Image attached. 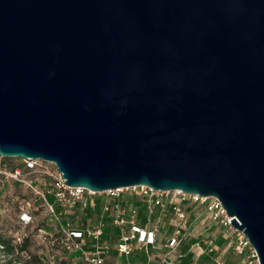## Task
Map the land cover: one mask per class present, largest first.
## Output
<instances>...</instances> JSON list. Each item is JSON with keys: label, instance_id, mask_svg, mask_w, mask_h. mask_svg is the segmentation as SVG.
Segmentation results:
<instances>
[{"label": "water", "instance_id": "obj_1", "mask_svg": "<svg viewBox=\"0 0 264 264\" xmlns=\"http://www.w3.org/2000/svg\"><path fill=\"white\" fill-rule=\"evenodd\" d=\"M0 156L216 198L264 264V0H0Z\"/></svg>", "mask_w": 264, "mask_h": 264}, {"label": "built area", "instance_id": "obj_2", "mask_svg": "<svg viewBox=\"0 0 264 264\" xmlns=\"http://www.w3.org/2000/svg\"><path fill=\"white\" fill-rule=\"evenodd\" d=\"M1 161L0 156V174L32 188L34 193L42 199V206H45L52 215L55 223L61 224V216L70 213L77 206L88 209L94 214L95 219L81 229L70 228L69 224H61L54 236H48L45 231H40L41 238L49 246L58 245L68 251L79 252V257L84 264H121L118 260L112 259V250L116 252L118 258H129L134 252L147 254L149 248L156 246L157 234L161 231L163 218L166 217L170 218L168 228L171 230L166 236L164 247L173 253L180 248L189 235L186 203L201 206L210 221L237 232V238L229 243V247L237 256L246 258L243 264H259L255 250L246 237L231 227L230 218L216 198H203L180 191H158L146 186L94 193L85 188L64 184L65 180L55 169L52 173L46 172L51 179L50 190L46 192L47 195L53 196L54 203H51L46 199L45 193L36 190L31 183L22 178L19 169L6 172ZM22 161L30 171L42 165L41 160ZM124 190L128 193L125 194ZM138 204H141L144 209L142 218L139 217ZM54 205L60 207L59 213L55 211ZM20 221L23 226H26L31 224L33 219L27 212H22ZM105 221L110 222L119 232L117 243L113 247L102 242ZM215 251L216 246L211 237L197 240L189 248L193 258L212 254ZM213 260L215 264H224L218 256Z\"/></svg>", "mask_w": 264, "mask_h": 264}, {"label": "rangeland", "instance_id": "obj_3", "mask_svg": "<svg viewBox=\"0 0 264 264\" xmlns=\"http://www.w3.org/2000/svg\"><path fill=\"white\" fill-rule=\"evenodd\" d=\"M10 163L20 170L22 178L31 183L36 190L47 195L46 192L50 190L51 179L46 172L48 171L52 173L56 169L52 163L42 161L41 167L28 171L24 170L22 159H14L13 162H7L3 165V169H5L6 172H10ZM124 193L127 194L128 191L124 190ZM138 205L141 207V204ZM22 212H28L33 217L32 223L28 226H23L19 221V216ZM200 212H203V210H198L196 208L188 210V240H205L207 236H211V238L214 239L215 237L217 238L218 234H224L228 237L230 242L237 238V232L232 229L224 228L220 224H214L211 229L206 230L210 219L208 218L204 222L205 215H200ZM139 217L142 218L143 216L140 215ZM69 219L70 221H73L74 217L69 216ZM169 219L170 218L166 217L163 218L162 221V225L163 227H166V229L169 227ZM45 224L49 227H54L55 221L45 206H42V199L39 198L28 185L16 182L10 178H6L5 175L0 174V234L10 241L11 245L15 246L14 252L11 254L4 253L0 247V263H7L8 261H10V264L52 263L54 259H52L51 248L40 235V231L43 230L42 227ZM163 236L164 229L158 232V241H161ZM24 241L26 242L25 250L19 251L18 248ZM224 248L225 251L220 255H217L221 260L227 259L231 263L237 262L238 264H243V261L246 260L245 257L242 258L237 256L228 244H225ZM228 251L230 252L229 254H227ZM178 260L180 259H173V264H180L178 263ZM193 264L208 263L200 262L199 257L193 258Z\"/></svg>", "mask_w": 264, "mask_h": 264}, {"label": "trees", "instance_id": "obj_4", "mask_svg": "<svg viewBox=\"0 0 264 264\" xmlns=\"http://www.w3.org/2000/svg\"><path fill=\"white\" fill-rule=\"evenodd\" d=\"M13 161H14L13 158H2V164L3 165H5L7 162H13ZM9 166H11L10 171H12V172L15 171L16 169H18L15 166H13L11 163L9 164ZM23 168H24V170L30 171L29 169H27L25 167V165L23 166ZM46 197H47L46 199L49 202L54 203L53 196L48 194ZM37 202H38V200H37ZM54 206H55L56 212H60V210H61L60 207L57 205H54ZM141 207H139V214L143 215L144 209H143V207L142 208ZM85 213H87V212L85 211ZM28 214L32 217V215L30 213H28ZM69 216H73L74 220L70 221ZM94 217L95 216L92 215V213H87V218H94ZM87 218L83 217V214H81L79 209H73L70 213L62 215L60 218V221L63 225L69 224L70 228L81 229L87 224ZM32 219H33V217H32ZM19 221H20V216H19ZM20 223H21V221H20ZM26 226H28V225H26ZM42 228H43V231H45V233L48 236L49 235L54 236V234L59 230L58 228H56V223H55L54 227H51V226L49 227L47 224H45V225H43ZM118 236H119L118 230L116 228H114L110 222L106 221L104 231H103V236H102V242L109 245V246H113L117 243ZM193 242H195V240H190L187 244H184L182 246V251L185 253V257L181 259V264H193V255L189 252V245ZM25 243L26 242L24 241L22 243V245L18 248L19 251L25 250ZM225 243H226V240L221 238V235L218 236V238L216 239V244L219 246V249H216V251L212 254L202 255L200 257V262L208 263V264L209 263L214 264L213 259L217 255H220L221 251L225 247ZM0 247H1L2 251L6 254L13 253L14 249H15V246L11 245L10 241H8L2 234H0ZM49 247L51 248V251H52V254H51L52 259H54V261L50 264H75L73 262L74 258L79 257V252L68 251L67 249H65L62 246L55 245V246H49ZM229 253L230 252L228 251L227 254H229ZM222 261L224 262V264H238L237 262L231 263L227 259H223ZM82 263L84 264L83 261H82ZM0 264H10V261H8L7 263H0Z\"/></svg>", "mask_w": 264, "mask_h": 264}, {"label": "crops", "instance_id": "obj_5", "mask_svg": "<svg viewBox=\"0 0 264 264\" xmlns=\"http://www.w3.org/2000/svg\"><path fill=\"white\" fill-rule=\"evenodd\" d=\"M53 201H54V199H53ZM185 206L187 207V210H192V209H195V208L198 209V210H203V208L201 206L195 205L193 203L192 204L191 203H186ZM74 209H79L80 212H81V214H83V217H86V218H87V213H91L88 209H82L80 206H77ZM85 211L87 213H85ZM57 213H59V212H57ZM201 214H204L205 215L204 216L205 217L204 222H205L208 219V215L204 212V210H203V212H200V215ZM92 215H94V214L92 213ZM93 219H95V217L94 218H87V224H89ZM61 224H59V223L57 224L56 223V228H60V225ZM214 224H217V223L212 222V221L208 222L207 227H206V230L211 229ZM162 229H164V236L161 238V241H157V244H156L155 247L149 248L147 254L144 253V252H134L132 254V256H130L129 258H124V257L118 258V257H116V252L114 250H112L111 251V257H112V259L118 260L119 262H121V264H127L128 262H132L134 264H173V259H175V260L176 259H180V260H178V263L181 264V259L185 257V253L182 251V246L184 244H187L188 241H190V240H188V238L185 239L182 242L180 248H178L173 253H170L168 251V249L164 247V244H165L166 236L169 235V232H170L171 229H169L168 227L166 229V227H163V225L161 226V230ZM220 235H221V238H223V239L226 240V243L225 244H228L229 245L230 241H229L228 237L225 236L224 234H218L217 235V238ZM207 237H211V236H207ZM217 238L215 237L213 239V241H214V244L216 246V249H219V246L216 244V239ZM191 244L189 245V248H190ZM113 246H115V245H113ZM224 251H225V248L221 251V253L224 252ZM73 262L75 264H79V263L80 264H83L82 261H81V259L79 257L74 258Z\"/></svg>", "mask_w": 264, "mask_h": 264}, {"label": "bare ground", "instance_id": "obj_6", "mask_svg": "<svg viewBox=\"0 0 264 264\" xmlns=\"http://www.w3.org/2000/svg\"><path fill=\"white\" fill-rule=\"evenodd\" d=\"M124 189V188H123ZM198 196V195H197Z\"/></svg>", "mask_w": 264, "mask_h": 264}]
</instances>
